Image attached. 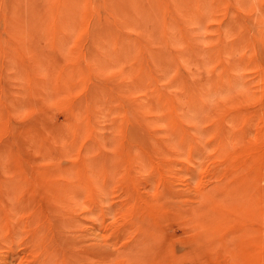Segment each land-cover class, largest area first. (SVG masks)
Returning a JSON list of instances; mask_svg holds the SVG:
<instances>
[{"label":"rangeland","instance_id":"1","mask_svg":"<svg viewBox=\"0 0 264 264\" xmlns=\"http://www.w3.org/2000/svg\"><path fill=\"white\" fill-rule=\"evenodd\" d=\"M0 264H264V0H0Z\"/></svg>","mask_w":264,"mask_h":264}]
</instances>
